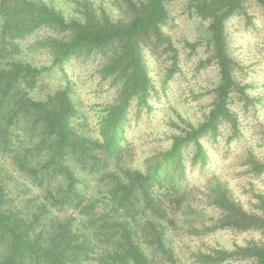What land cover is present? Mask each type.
<instances>
[{"label": "trees", "instance_id": "trees-1", "mask_svg": "<svg viewBox=\"0 0 264 264\" xmlns=\"http://www.w3.org/2000/svg\"><path fill=\"white\" fill-rule=\"evenodd\" d=\"M168 1L131 4L134 17L124 24L92 15L84 22L66 23L53 9L31 0H0L2 30L9 41L26 38L44 26L74 34L68 41H42L50 49V65L34 67L15 59L0 62V149L11 153L18 169L45 193L41 200L30 197L25 206H18L0 184V264H79L85 259L97 264H162L154 259L156 251L148 253L142 245H153L162 255L172 256L164 249L172 208L162 195L179 194L190 185L184 157L189 145L196 149L193 163L206 168L211 158L201 138H216L222 118L236 125L229 106L231 93L245 89L236 78V62L228 52L226 26L228 19L245 10L247 0H190L192 12L209 23L206 43L220 74L216 102L203 123L175 136L166 151L147 157L143 170L133 169L126 167L122 148L128 142L130 114L135 110L140 115L144 108L149 111L150 99L155 92L159 94L147 51L156 58L169 54L173 65L168 78L179 66V50L164 31L170 18ZM258 3L264 8V0ZM94 51L107 56L99 74L117 88L115 100L107 105L99 123L102 144L76 129L78 108L71 82L45 100L29 95L42 79L59 78L57 70L67 78L65 66ZM114 158L118 160L113 170ZM81 171H105L102 181L109 186L106 212L93 214L96 204L84 203L79 189ZM225 195L221 203L213 202L234 215V228L264 226V219L256 226L250 223ZM68 207L91 215L85 230L74 229L70 219L62 221L52 213V208ZM241 252L252 257L254 264H264V245L241 247Z\"/></svg>", "mask_w": 264, "mask_h": 264}, {"label": "rangeland", "instance_id": "rangeland-1", "mask_svg": "<svg viewBox=\"0 0 264 264\" xmlns=\"http://www.w3.org/2000/svg\"><path fill=\"white\" fill-rule=\"evenodd\" d=\"M31 1L53 9L66 23L84 22L92 15L101 21L128 24L134 17L130 5L146 0ZM189 3L190 0L167 2L170 18L164 31L179 50L180 58L170 78L168 71L173 64L169 54L156 58L150 57L147 51L151 78L159 94L155 92L150 99L149 111L144 108L140 115L135 110L130 114L128 142L122 144L126 167L146 168L147 157L166 151L175 136L203 123L216 102L220 74L206 43L209 23L194 14ZM2 24L0 16V62L3 64L15 59L34 67L50 65V49L42 46V41H68L74 36L70 31L44 26L26 38L15 37L9 41ZM226 27L228 52L236 62L235 75L245 92L231 93L229 106L235 114L236 125L222 118L216 138L212 135L201 138L211 158L208 166L201 168V163H193L196 149L194 144L189 145L184 157L190 185L179 194L162 195L172 208L169 215L172 224H166L168 245H164L172 256L162 255L153 245H142L148 253L156 251L154 259L162 264H254L252 257L241 252V247L264 245V226L234 228L232 213L213 202L221 203L226 194L253 225L264 219V8L258 0H247L245 10L228 19ZM89 55L73 59L75 63L65 66L67 78L57 70L59 78L42 79L29 95L37 101L45 100L71 82L72 98L78 108L76 129L102 144L99 123L107 105L115 100L117 88L111 79H102L99 74L107 56L95 51ZM117 160L111 161L113 170ZM103 174L105 171L78 173L84 203L96 204L93 214L107 211L109 186L102 181ZM0 184L9 192L8 199L18 206H25L30 197L41 200L45 194L27 173L18 169L14 156L1 149ZM52 213L62 221L70 219L79 231L85 230L91 219V215L71 207L52 208ZM149 217L148 214L144 220ZM79 264L97 263L94 259H85Z\"/></svg>", "mask_w": 264, "mask_h": 264}]
</instances>
